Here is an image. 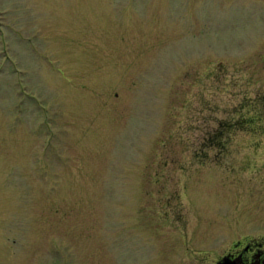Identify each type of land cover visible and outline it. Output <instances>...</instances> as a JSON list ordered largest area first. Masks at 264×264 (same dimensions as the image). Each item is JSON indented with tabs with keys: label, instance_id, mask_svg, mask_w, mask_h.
Listing matches in <instances>:
<instances>
[{
	"label": "rangeland",
	"instance_id": "obj_1",
	"mask_svg": "<svg viewBox=\"0 0 264 264\" xmlns=\"http://www.w3.org/2000/svg\"><path fill=\"white\" fill-rule=\"evenodd\" d=\"M264 236V0H0V264H212Z\"/></svg>",
	"mask_w": 264,
	"mask_h": 264
},
{
	"label": "flooded vegetation",
	"instance_id": "obj_2",
	"mask_svg": "<svg viewBox=\"0 0 264 264\" xmlns=\"http://www.w3.org/2000/svg\"><path fill=\"white\" fill-rule=\"evenodd\" d=\"M212 264H264V236H245L232 241Z\"/></svg>",
	"mask_w": 264,
	"mask_h": 264
}]
</instances>
